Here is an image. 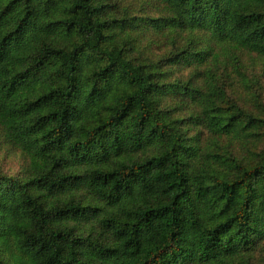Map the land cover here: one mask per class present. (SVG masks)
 Here are the masks:
<instances>
[{
	"label": "trees",
	"instance_id": "16d2710c",
	"mask_svg": "<svg viewBox=\"0 0 264 264\" xmlns=\"http://www.w3.org/2000/svg\"><path fill=\"white\" fill-rule=\"evenodd\" d=\"M257 62L264 0H0V264H264Z\"/></svg>",
	"mask_w": 264,
	"mask_h": 264
},
{
	"label": "rangeland",
	"instance_id": "374dc122",
	"mask_svg": "<svg viewBox=\"0 0 264 264\" xmlns=\"http://www.w3.org/2000/svg\"><path fill=\"white\" fill-rule=\"evenodd\" d=\"M146 6V5H144ZM144 10L138 13L137 15H141L143 17L145 16H151V17H157L159 14L157 12L155 13L152 8L144 7ZM200 40L203 43L205 41V34H199L198 36ZM150 39H144L142 40L141 44V50L144 54H146L149 57L153 58H161L163 56H166L172 52H174L178 47V42L175 44L170 38H167L166 40H163L160 37L157 36H149ZM183 42V40H181ZM244 72L247 75V80L249 83V92L248 94L245 92V95H237L234 96L238 103L243 105L245 108H248L251 111H256V106L260 102L258 99H261V104L264 107V67L261 63L257 62L255 64L253 63H246L244 67ZM191 73V69H176L173 70L171 74V78H179L189 76ZM203 76V74H201ZM183 78V79H184ZM206 77L205 75L203 77H199V83L205 84ZM242 89V87L240 88ZM179 106H182L180 108ZM178 107V114L180 113L183 117H188L190 114H192V111L190 112L187 109H183V105L181 103H178L175 105V108ZM187 127L190 130V135H196L200 136L197 137L201 144H205L208 142L207 140V130H203L202 127H196L193 126V124H188ZM207 145V144H206ZM205 146V145H202ZM27 160L26 157L21 153L20 150L15 148L14 146L8 144L5 139L1 136L0 133V173L8 175V176H14V177H22L24 176V173L27 172Z\"/></svg>",
	"mask_w": 264,
	"mask_h": 264
}]
</instances>
